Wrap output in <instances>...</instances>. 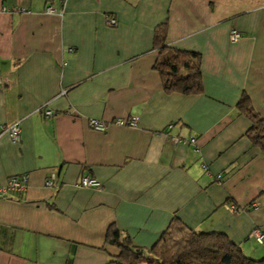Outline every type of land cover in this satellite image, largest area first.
Returning <instances> with one entry per match:
<instances>
[{"label": "crops", "instance_id": "crops-1", "mask_svg": "<svg viewBox=\"0 0 264 264\" xmlns=\"http://www.w3.org/2000/svg\"><path fill=\"white\" fill-rule=\"evenodd\" d=\"M165 22V56H198L199 93L163 89ZM244 95L264 118V0H0V128L20 125L18 143L0 129V183L28 175L0 198V264H106L110 229L145 251L176 220L263 259L250 233H264V152Z\"/></svg>", "mask_w": 264, "mask_h": 264}, {"label": "trees", "instance_id": "trees-1", "mask_svg": "<svg viewBox=\"0 0 264 264\" xmlns=\"http://www.w3.org/2000/svg\"><path fill=\"white\" fill-rule=\"evenodd\" d=\"M167 23L156 32L159 56L154 63L163 89L167 92L196 94L201 91V72L193 60L194 52L173 50L165 56ZM162 56L160 57V55ZM238 110L246 115L251 124L246 131L252 145L264 152V118L256 113L249 98L244 95L237 104ZM107 242L117 249L116 255L109 256L106 264H264L263 259H253L233 244L222 233H206L187 228L180 221H173L148 250L132 246L128 239L121 238L117 230H109Z\"/></svg>", "mask_w": 264, "mask_h": 264}, {"label": "built area", "instance_id": "built-area-1", "mask_svg": "<svg viewBox=\"0 0 264 264\" xmlns=\"http://www.w3.org/2000/svg\"><path fill=\"white\" fill-rule=\"evenodd\" d=\"M63 5L65 0H60ZM46 13L54 14L61 13V11H57L52 5H48L45 9ZM107 24L112 26L116 24L115 19L109 18ZM242 36L241 32L235 28H232L229 32V39L231 41H236ZM39 111H42L44 115L51 116L53 115V111L46 107H40ZM87 124L90 128L96 131H105L109 126L116 125L121 127H136L138 125V118L136 116L132 117H116L113 120L107 121L104 119L98 118H89L87 120ZM1 132L6 133L14 143H18L20 140V125L19 122H13L10 124H4L1 126ZM175 142H180V138L174 137ZM195 139H190V144H194ZM218 179L220 177H217ZM28 184V175L21 174L10 177L5 183H0V198L4 197L8 194H22L26 191ZM48 186L52 185V181L47 183ZM78 187L81 188H96L99 189L101 187L100 183L91 177L84 176L78 182ZM250 236L258 243L264 242V233L254 229Z\"/></svg>", "mask_w": 264, "mask_h": 264}]
</instances>
